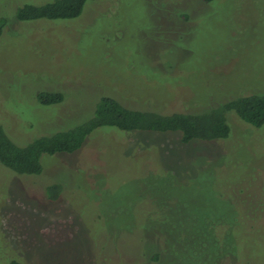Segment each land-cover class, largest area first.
<instances>
[{"label": "rangeland", "instance_id": "rangeland-1", "mask_svg": "<svg viewBox=\"0 0 264 264\" xmlns=\"http://www.w3.org/2000/svg\"><path fill=\"white\" fill-rule=\"evenodd\" d=\"M52 1L0 0V125L18 144L81 122L102 96L198 112L264 92V0H89L76 17L17 16ZM44 91L65 99L43 105ZM228 119V138L190 143L101 127L77 152L43 156L41 175L0 162V264H264V125Z\"/></svg>", "mask_w": 264, "mask_h": 264}, {"label": "trees", "instance_id": "trees-1", "mask_svg": "<svg viewBox=\"0 0 264 264\" xmlns=\"http://www.w3.org/2000/svg\"><path fill=\"white\" fill-rule=\"evenodd\" d=\"M87 1L89 0H55L41 5L25 4L18 8L17 16L22 20L76 17L83 12ZM4 22L5 20H0V34ZM37 99L43 105H53L63 102L65 96L59 91H44L37 94ZM229 112H234L253 126H263L264 92L237 96L220 104L206 106L205 110L198 112L137 109L125 105L117 98L102 96L91 114L86 115L81 122L51 134L39 135L25 145L16 143L0 125V162L18 174L41 175L44 171L43 156L77 152L94 131L107 126L122 133L179 132L184 143L225 139L232 130ZM62 190L64 187L60 182L50 183L46 187V193L52 200L58 199Z\"/></svg>", "mask_w": 264, "mask_h": 264}]
</instances>
